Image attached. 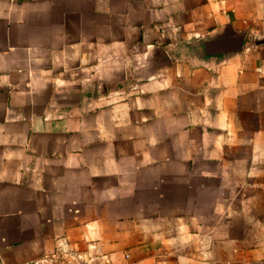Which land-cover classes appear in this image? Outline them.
<instances>
[{"label":"crops","instance_id":"crops-1","mask_svg":"<svg viewBox=\"0 0 264 264\" xmlns=\"http://www.w3.org/2000/svg\"><path fill=\"white\" fill-rule=\"evenodd\" d=\"M264 264V0H0V260Z\"/></svg>","mask_w":264,"mask_h":264},{"label":"built area","instance_id":"built-area-1","mask_svg":"<svg viewBox=\"0 0 264 264\" xmlns=\"http://www.w3.org/2000/svg\"><path fill=\"white\" fill-rule=\"evenodd\" d=\"M79 258L81 256L76 250L63 241L54 250L45 252L38 258L14 263H7L0 260V264H76Z\"/></svg>","mask_w":264,"mask_h":264}]
</instances>
